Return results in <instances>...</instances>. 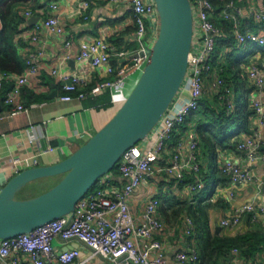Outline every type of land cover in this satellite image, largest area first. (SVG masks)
Listing matches in <instances>:
<instances>
[{
  "label": "built area",
  "instance_id": "1",
  "mask_svg": "<svg viewBox=\"0 0 264 264\" xmlns=\"http://www.w3.org/2000/svg\"><path fill=\"white\" fill-rule=\"evenodd\" d=\"M118 2L120 0H112ZM135 21V33L140 48L139 54L133 58V63L128 67L115 69L110 60L113 45L103 37L94 40L81 41L80 59L89 60L92 67L105 66L107 76L103 79L92 81L89 77L78 73L59 72L52 69L51 74L58 76L61 82L63 101L83 99L88 95H98L109 91L112 102H115V89L123 87L131 73L142 72L149 57V50L158 36L160 16L155 0H129ZM49 14L41 21L36 22L33 39L38 38L41 28L61 35L65 32L64 25L56 13L58 2L45 0ZM194 15V38L198 43L197 51L191 50L189 55L188 70L180 90L162 114L146 138L151 140L150 146H144L142 141L128 148L118 162V172L124 178L120 186H107L108 178H103L104 186L90 190L78 200L72 212L57 217L28 232L9 238L0 239V262L2 264H90L97 256L108 259L112 264H199L200 253L196 247H187L176 252L175 258L170 262L162 241L154 237V233L165 226L158 215L161 199L153 196L146 203L142 220L137 222L131 206L130 197L141 184L144 177L156 172L164 173L178 184H184L190 191H199L204 187V182L199 176L201 161L199 159V139L196 133H189L188 139L177 141L174 151L169 158L160 163V158L166 152L167 140L181 127L187 116L198 109L200 100L205 92V77L214 72L213 56L217 40L223 36L221 28L214 21L216 7L212 0H190ZM88 0H79L78 12L88 17ZM45 8V7H44ZM41 10V9H38ZM244 8L231 0L220 10L221 16L233 24V33L239 44L252 42L264 45V34L253 29H240V17L244 16ZM249 13L257 21L264 19V10L253 6ZM31 9L24 11L27 20L33 16ZM72 42L66 40V45ZM193 45V44H192ZM140 52H143L141 55ZM40 71L39 60L33 53L25 57V68L17 73L0 68V90L5 83H11V88L3 97L7 109L5 115L13 116L27 110L36 103L25 104L21 100L22 87L30 83L33 76ZM116 73L114 76L113 73ZM248 78L256 93L264 92V75L257 64H251L247 69ZM215 74V73H214ZM226 80L215 74L214 86L218 89L224 87L229 107H233L232 89L225 85ZM225 94V95H224ZM252 106L256 110L258 125L264 128V101L253 97ZM34 126L31 127L30 138L34 139ZM236 149L243 153L248 163L257 159H264L260 148L264 143V136L260 132L240 134L236 137ZM53 148L49 146L48 150ZM15 165L18 157L11 158ZM220 168L226 173L232 183L250 181L255 175L253 171L244 166L233 157L225 158ZM21 171L18 167L16 173ZM195 177L193 182L186 181V175ZM1 187V185H0ZM253 203L246 204L233 216L221 220L222 227H231L242 222L243 216L251 213L252 219L259 218ZM264 212V208L261 207ZM260 211V212H261ZM264 224V216H262ZM185 233L192 235L194 232L193 218L185 214L183 217ZM58 238L64 243L76 240L82 243L89 254L77 260L83 252L79 247L57 250L52 240ZM145 241V242H142ZM233 252H238L235 247Z\"/></svg>",
  "mask_w": 264,
  "mask_h": 264
},
{
  "label": "crops",
  "instance_id": "2",
  "mask_svg": "<svg viewBox=\"0 0 264 264\" xmlns=\"http://www.w3.org/2000/svg\"><path fill=\"white\" fill-rule=\"evenodd\" d=\"M53 1H57L59 5L56 13L64 25L63 34L58 35L41 28L37 34L38 38L33 39L35 34L33 27L36 22L30 23L29 19L32 17L30 16L22 23L20 31L14 38L18 52L24 59L30 53L37 56L40 71L38 75L31 77L28 85L22 87L21 100L25 104L36 103V105L29 106L27 110L13 116L5 115L7 105L3 101L5 95L3 93L10 83H5L0 90V185L6 183L16 173L17 167L22 170L37 165L53 164L70 155L114 115L118 105L127 96L126 91H130L138 80V74L131 73L126 84L115 89V102L111 101L112 94L109 91L98 95H88L83 99L61 100L59 98L61 82L58 76L51 74L52 69L66 73L78 72L89 77L93 82L107 76L105 66L94 68L89 60L80 59L81 41L94 40L97 37L107 39L114 47L110 60L115 69L128 68L133 63V55L139 50L140 44L136 37L133 10L129 0L118 2L88 0L87 18L78 12L79 0ZM235 2L245 10L244 16L240 17V29L250 28L264 34V19L257 21L249 13L251 6L264 10V0H235ZM21 8L23 15L26 9H31L34 12L33 16H39L38 21L43 20L49 14L45 0H28ZM214 18L225 36L227 30L221 24L223 17L220 11L215 12ZM231 30L233 33V25ZM66 40L72 43L66 45ZM234 40L235 42L223 46L216 63L222 61V66L225 67L224 71L231 84L229 86L232 89L230 95L232 101H235L242 92L240 97H248L252 106L253 97L264 101V92L256 93L253 89L247 93V89L252 86L247 69L251 64H257L264 75V45L250 46L251 43L248 42L239 44L236 36ZM237 58H242L239 69H244L243 73L236 74L234 70L237 65L232 64L237 61ZM213 65L214 72L205 77L203 94V97L211 104L216 101L217 92L221 90L213 85L215 74H219L221 68H218V64L213 63ZM235 74L236 78H234ZM113 75L115 76L116 73L114 72ZM238 76L243 78V82L239 81ZM53 91H56L54 96ZM204 118L202 114L190 117L182 127L176 130L169 141L166 152L159 160L161 164L174 151L178 140H187L188 134L192 132L197 134L198 120ZM32 126L35 128L33 130L34 139L30 138L29 130ZM250 129L253 133L258 131L264 136V128L258 125L256 115L250 117ZM240 134L250 133L243 131ZM235 139L236 137L233 140ZM142 144L148 147L151 145V140L146 138ZM49 146L53 149L48 150ZM216 147L218 150L216 161L211 160L203 144L199 148L198 156L201 161L199 176L204 185L209 184L207 192L206 190L203 192L190 191L186 185L178 184L164 173L156 172L144 177L130 197V206L137 222L142 220L143 211L150 198L158 196L161 199L158 215L164 221L165 226L156 231L154 237L162 241L169 261L175 258L176 252L180 249L190 246L198 247L199 239L195 231L192 235L185 233L183 217L185 214L192 217L190 208L197 206L199 202L206 206L209 229L213 235L233 237L264 227L262 223L264 212L261 211V207L264 208V159L248 163L245 155L236 148L222 145ZM261 154L264 155V152ZM13 157L19 158L16 167L11 162ZM227 157H233L249 167L255 177L250 181L232 183L229 177L220 174L218 169ZM210 177L213 178L212 181L209 180ZM105 178L109 180L107 186H120L124 182L119 172ZM248 203L256 206L259 218L252 219L249 212L243 216L242 222L238 225L231 227L220 225L223 218L233 216ZM178 209L180 213L176 214ZM194 226H196L195 223ZM218 226L221 227L219 231H217ZM76 243L79 244V248L83 249L82 255L77 259L81 260L89 254L88 249L82 243L76 240L64 243L58 238L52 240L57 250L67 249L68 245H76ZM232 253L231 259H224L219 264H264L263 251L259 252L254 259L245 258L239 250L236 253L232 251ZM201 263L200 260L199 264ZM90 264L112 263L104 257L97 256L90 261Z\"/></svg>",
  "mask_w": 264,
  "mask_h": 264
},
{
  "label": "water",
  "instance_id": "3",
  "mask_svg": "<svg viewBox=\"0 0 264 264\" xmlns=\"http://www.w3.org/2000/svg\"><path fill=\"white\" fill-rule=\"evenodd\" d=\"M155 1L160 16L158 36L129 95L114 115L70 155L53 164L22 169L1 185L0 239L72 212L78 200L118 164L122 154L149 135L180 90L194 38L192 5L190 0ZM38 20L37 15L29 19L32 24ZM56 175L62 178L49 190L29 198L17 197L30 182ZM74 246L79 244H70L67 249Z\"/></svg>",
  "mask_w": 264,
  "mask_h": 264
},
{
  "label": "trees",
  "instance_id": "4",
  "mask_svg": "<svg viewBox=\"0 0 264 264\" xmlns=\"http://www.w3.org/2000/svg\"><path fill=\"white\" fill-rule=\"evenodd\" d=\"M229 1L231 0H212L216 9H218L216 10L217 12ZM27 2L28 0H0V68L2 70L20 73L25 68V59L19 54L14 38L20 31L22 23L26 21L21 7ZM221 24H223V27H226L227 31L225 32V36H220L217 40L212 62L219 65L218 68H221L219 74L226 80L225 85L229 86L231 84L226 71H224L225 67L222 66V61L216 63V60L219 59L223 46L230 42H235V36L231 30L233 24L230 20L223 18ZM248 43H251L250 46L256 44L252 42ZM241 61L242 58H237V61L232 65L240 67ZM237 73L238 72H236V74ZM236 74L234 78L237 77ZM11 86V83L8 84L6 86V91L2 93L5 94ZM253 89L254 87L251 86L247 89V93L251 92ZM223 93L224 87L217 92L216 101L213 104L203 97L200 100L198 109L191 112L186 119L187 121L190 117H197L199 114L205 117L204 119H199L197 123L199 145L203 144L211 160L215 161L218 156L216 146L222 145L224 147L232 146L236 148V139H233L243 131L252 133L250 129V117L256 115V110L250 105L248 97H237V99L233 101V107H229L226 96L220 98V94ZM260 152H264V143L260 148ZM218 169L220 174L229 177L220 167ZM117 172L118 164L101 179L108 175H115ZM191 176L193 175L187 174L186 181L195 179L194 176ZM228 179H230V177ZM208 185V183L204 185L200 191H205ZM179 211L180 209L176 211V214H179ZM190 214L196 225L194 231L199 239L197 248L200 253L201 264H219V262L224 259L229 260L233 255L232 249L235 247L247 259H254L259 252H264V227H259L258 229L233 237L220 236L219 234L213 235L209 229L206 206L199 202L197 206L190 208Z\"/></svg>",
  "mask_w": 264,
  "mask_h": 264
},
{
  "label": "rangeland",
  "instance_id": "5",
  "mask_svg": "<svg viewBox=\"0 0 264 264\" xmlns=\"http://www.w3.org/2000/svg\"><path fill=\"white\" fill-rule=\"evenodd\" d=\"M199 45L198 43L194 42L193 41V45H192V50L193 51H197ZM150 52V50H149ZM236 72H240V73H243L245 70L244 69H239V67H235L234 69ZM136 74H138V78L141 74V72H135ZM239 78V81H242L243 78L241 76H238ZM137 82V81H136ZM243 82V81H242ZM136 84V83H135ZM134 87V86H133ZM132 87V88H133ZM131 88V90H132ZM130 90V91H131ZM130 91H126V94L127 96L129 95ZM242 95V92L239 93V97ZM126 96V97H127ZM126 97L123 98L122 102L126 99ZM122 102L118 105V107L116 108V111L118 110V108L121 106ZM115 111V112H116ZM146 139V138H144ZM144 139H142L141 141H143ZM172 138H169L167 140V145L169 144V141L171 140ZM216 163V162H215ZM62 178L61 175H56V176H49V177H44V178H40V179H37V180H34L32 182H30L29 184H27L21 191H19L17 193V197L18 198H29V197H33V196H36V195H39L47 190H49L51 187H53L60 179ZM102 178V177H101ZM210 181L213 180L212 177L209 178ZM209 182V181H208ZM210 183V182H209ZM101 186H104V183H103V179H100L93 187L91 190L93 189H96L98 187H101ZM206 189L208 190L209 187H206ZM205 189V190H206ZM206 190V192H207ZM180 216V215H178Z\"/></svg>",
  "mask_w": 264,
  "mask_h": 264
}]
</instances>
